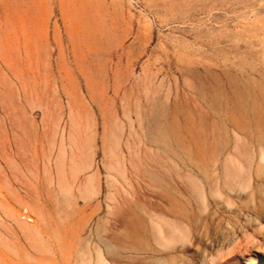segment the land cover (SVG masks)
<instances>
[{
    "label": "rangeland",
    "instance_id": "374dc122",
    "mask_svg": "<svg viewBox=\"0 0 264 264\" xmlns=\"http://www.w3.org/2000/svg\"><path fill=\"white\" fill-rule=\"evenodd\" d=\"M211 259L264 264V0H0V264Z\"/></svg>",
    "mask_w": 264,
    "mask_h": 264
},
{
    "label": "crops",
    "instance_id": "0c3cea01",
    "mask_svg": "<svg viewBox=\"0 0 264 264\" xmlns=\"http://www.w3.org/2000/svg\"><path fill=\"white\" fill-rule=\"evenodd\" d=\"M168 227H170L169 225H167ZM173 235H175V236H172L171 235V237H170V239H168L170 242L169 243H171V242H174L176 239H183V236L181 235V234H173Z\"/></svg>",
    "mask_w": 264,
    "mask_h": 264
},
{
    "label": "bare ground",
    "instance_id": "6f19581e",
    "mask_svg": "<svg viewBox=\"0 0 264 264\" xmlns=\"http://www.w3.org/2000/svg\"><path fill=\"white\" fill-rule=\"evenodd\" d=\"M212 261H213V259H211V260L209 261V264H211V263H212Z\"/></svg>",
    "mask_w": 264,
    "mask_h": 264
}]
</instances>
